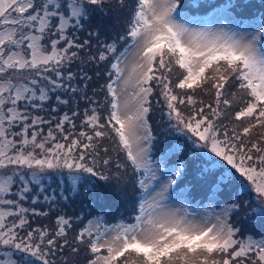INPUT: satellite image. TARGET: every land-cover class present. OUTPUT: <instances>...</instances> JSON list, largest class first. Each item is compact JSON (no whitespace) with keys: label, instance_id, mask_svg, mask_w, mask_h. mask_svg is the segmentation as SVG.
I'll return each mask as SVG.
<instances>
[{"label":"snow or ice","instance_id":"1","mask_svg":"<svg viewBox=\"0 0 264 264\" xmlns=\"http://www.w3.org/2000/svg\"><path fill=\"white\" fill-rule=\"evenodd\" d=\"M185 6L0 0V264H17L13 250L39 264H56L65 250H83L86 264H264V233L257 239L239 226L249 213L264 218V19H237L247 5L228 0L204 21L215 27H195L200 21L185 16ZM109 11L121 30L102 41L93 29L81 40L85 22ZM87 68L106 77L91 89L102 102L88 96ZM154 94L167 129L185 137L158 155ZM74 97L94 105L80 130L77 111L39 114H55ZM53 120L45 133L42 125ZM45 180L64 200L65 192L86 196L100 182L118 195L131 189L133 214L112 225L97 216L71 238L72 217L32 227L29 215L47 216L57 199L55 190L45 194ZM197 191L208 201L203 209L181 199ZM41 200L49 211L37 209Z\"/></svg>","mask_w":264,"mask_h":264},{"label":"trees","instance_id":"2","mask_svg":"<svg viewBox=\"0 0 264 264\" xmlns=\"http://www.w3.org/2000/svg\"><path fill=\"white\" fill-rule=\"evenodd\" d=\"M220 4H222V2L216 3V6L209 8L207 11L217 7V5L219 6ZM240 16H243V15H240ZM252 17L254 19H256L257 17L264 19V14L257 13ZM119 27H120V22L118 23V28ZM93 29H97L100 31L101 33L100 39L102 41L107 39V36H109L108 33H105L106 31L102 28V25H100L99 17L97 18L96 16H94L91 18L90 23L85 27V30L83 32L78 33L80 39L81 40L86 39L87 33L89 31H92ZM118 31H120V29L114 31L113 33H110V36L114 37L116 35V32ZM72 70L76 71L77 69L74 66ZM86 71H88L89 75H93V81L90 82L89 88L87 90L88 96L91 97L92 100L98 103L102 102L103 94L95 95L93 94L91 89L95 87L97 88V91H99L98 85L105 83L106 77L104 79L96 78L94 75L93 68H87ZM156 96L157 95L154 94V96L151 98L153 102V107L155 106ZM64 98L67 99L68 96L65 95ZM93 106L94 105H90L88 101L83 98L74 97L73 102L69 106L60 105L59 111L55 114H50L48 111H43V112H40L39 114L43 116L45 119H52L53 116H55L56 119H58L65 112L71 115L72 111H77L78 113H80V115L75 117V123L77 125V130H80V122L84 118L83 117L84 110L86 108L90 109ZM45 107L47 108L48 106L46 105ZM150 121H151V118H150ZM54 124H55V120H53L52 125H47V124L42 125L44 132L46 133L49 127L54 128ZM65 129L66 131L69 130L70 126L66 124ZM173 143L167 142L165 139L158 137L155 154L158 155L161 150L166 149L170 144H173ZM44 184H45V187L47 188V192L45 194H53L55 190L57 199H56V202L51 205V211L49 212L47 216H36V217L31 216V219L29 221L32 227L47 226L48 228L51 229L54 227V221L58 214L64 215L66 217H72L73 229L69 231L71 232L69 233V238H71V236L75 233L76 230L83 227L84 224H86L88 220L94 219L97 216L103 217L104 224L111 225L113 223L119 222L122 219L125 220V218L127 217L129 219L130 215L133 214L131 207L127 209L126 211L122 212L121 209L115 208L111 202L104 204V201H103L104 197H102V195L105 193L106 190L110 189L111 187H105L103 185V182L99 183V187L97 191L89 192V194L86 196L85 195L72 196L70 192H65L64 195L69 196L68 200H64L60 198V195H59L60 189L56 187V184L54 182L49 184L48 181L45 180ZM113 184H115V182H113ZM179 189L180 187L177 188L176 191ZM100 192H102L103 194L102 195L99 194ZM127 194L129 195L128 197V202H129V199L132 197L133 193L131 190L128 189ZM193 200H195V198ZM36 207L38 210L49 211V205L44 203L43 200H41V203L37 205ZM77 216H79L81 219L76 220L75 218ZM254 216L255 215H252L251 219L248 221L247 224L249 225L247 227V231L245 232L248 234H253L255 237L259 238V234L261 233H257L256 228L260 225H257V224L253 225L254 219L252 218H254ZM262 233H264V230ZM67 252L68 250H65L63 253L66 254ZM15 253L18 256V253L17 252ZM63 253H60V254H63ZM84 259L79 264H86V261ZM17 261H18L17 262L18 264L24 263V260L20 261L18 257H17Z\"/></svg>","mask_w":264,"mask_h":264},{"label":"rangeland","instance_id":"3","mask_svg":"<svg viewBox=\"0 0 264 264\" xmlns=\"http://www.w3.org/2000/svg\"><path fill=\"white\" fill-rule=\"evenodd\" d=\"M221 2H222V4H224V3H227L228 0H201V3L203 6L200 7L199 9H192V8L187 6L188 0H185L186 6L183 10V13L185 16L194 17L197 21H200V23H197L194 25L195 27H206V26L215 27V24H205L204 21L211 19L212 15H213L214 8L209 10V11H207V10L211 7L216 6V3H221ZM232 2L237 3V4L244 3L247 5V7L240 14L243 16L239 15V16H237V19H244L247 22L249 20H255L252 16H254L257 13L258 14H264V0H232ZM237 11H240V10L237 9ZM115 15H116V13H113L111 11L108 12L107 16L96 15L97 18L99 17L100 25H102V28L106 31L105 33H108L109 36H110V33H113L114 31H116L118 29L121 30L120 27L118 28L119 22H117V20L114 18ZM89 23H90V21H86L85 27ZM121 23H122V21L120 22V24ZM173 79L175 80V77ZM176 91L179 92L181 90H176ZM198 99H203L205 102H211L213 97L211 95L199 94ZM157 101H159V102H157ZM165 112H166V108H165V105L163 103L162 97L156 96L155 106L153 107V112L150 114V118H151L150 123H152L154 129H156L157 136L162 138V139H165L167 142L183 143L185 140V137H183L181 134H178V133H172L171 131H169L167 129V127H166L167 117L165 115ZM196 163H199V161L197 160ZM189 179H191V176L189 177ZM44 183H45V181H44ZM182 188H183V185L180 187L179 190L176 191V193H173V195L175 196L177 193H180L182 191ZM129 190H131V189H129ZM102 197H104V199H103L104 204L111 202L115 208L121 209L122 212H124L130 208V204L128 202L129 195L127 194V192L124 194L118 195L117 191H115L114 188L111 187L110 189L105 191V193L102 195ZM194 198H195V200H193ZM233 198H235L234 192H233ZM181 199L184 202H186L187 204L193 205L198 209H203L208 203V201L204 200L203 197L199 194V191H197L195 193L185 192L184 196ZM24 206L28 207L29 206L28 202H25ZM252 215H254V214L249 213L247 217L241 216L239 218V226L243 227V229L245 231H247V227L249 225L247 223L251 219ZM28 218L30 220L31 215H29ZM252 219H254L253 225H255V224L260 225L256 228L257 233H262L264 230V218H259L258 216H254V218H252ZM122 220H120L119 222H121ZM123 221L129 222L128 217L125 218V220H123ZM119 222H117V223H119ZM113 224H116V223H113ZM69 233H71V232H69ZM4 250H5L4 247L0 246V257H2ZM15 252L18 253V256ZM17 257L19 258L20 261L24 260V263H20V264H39V261L36 260L35 257H32L30 254H28L26 252L13 250L12 258L14 260H16V262H18ZM84 258H85V253L83 252V250H81V252L79 254H73L70 251H68L66 254L65 253L58 254L55 257L56 264H64V261H67V264H79Z\"/></svg>","mask_w":264,"mask_h":264}]
</instances>
